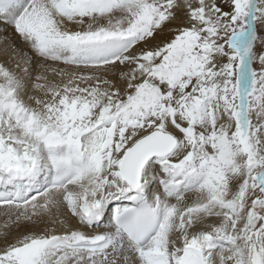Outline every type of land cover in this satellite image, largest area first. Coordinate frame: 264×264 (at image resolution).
<instances>
[{
    "label": "snow or ice",
    "instance_id": "6c2138e0",
    "mask_svg": "<svg viewBox=\"0 0 264 264\" xmlns=\"http://www.w3.org/2000/svg\"><path fill=\"white\" fill-rule=\"evenodd\" d=\"M0 264H264V0H0Z\"/></svg>",
    "mask_w": 264,
    "mask_h": 264
}]
</instances>
